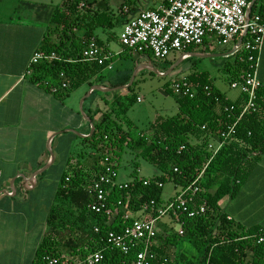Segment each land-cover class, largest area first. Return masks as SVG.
Returning a JSON list of instances; mask_svg holds the SVG:
<instances>
[{"label": "trees", "instance_id": "16d2710c", "mask_svg": "<svg viewBox=\"0 0 264 264\" xmlns=\"http://www.w3.org/2000/svg\"><path fill=\"white\" fill-rule=\"evenodd\" d=\"M103 4L107 6L105 2ZM256 9L264 15V0L255 1L252 11ZM116 21L117 18L105 9L94 10L89 0H62L54 8L37 49L45 54H55L58 59L34 65L32 78L39 79L40 85L58 98L89 82L107 66V62L98 64L95 60H84L82 53L91 38L108 52L96 37L95 30L112 28ZM229 58L232 60L225 61L222 66L229 83L242 80L249 66L245 54L238 53ZM61 72L62 78L59 77ZM182 77L192 86L191 96L175 95L167 83L165 89L175 97L178 112L167 118L157 116L146 132L133 136L116 120L126 115L135 98H128L127 103L117 101L115 119L112 113H106L100 123L94 124L92 134L85 139L94 151L89 157L92 171L83 175L79 161L68 181L66 175L61 177L56 196L58 205L50 212L49 229L36 249L32 264H46L47 257L62 255L80 261L88 250L98 248L103 249L104 264H132L136 249L121 252L107 242V233L122 232L131 224L133 217H126L127 211H139L150 200L157 204L164 202L166 183H172L179 192L187 188L202 170L195 203L205 201V212L195 217L179 213L177 217L184 231L182 239L189 241L201 256L198 263L183 255L175 256L176 260L180 264H258L264 261V242H258L259 237H264V227H246L228 220V215L218 204L225 196L236 193L251 172L253 154L264 150V88L260 84L256 92L257 110L245 113L237 121L242 110L241 96L230 100L204 70H193ZM52 82L59 86L65 82L66 87L52 91ZM89 119L92 123L93 117ZM235 122L234 139L215 152L217 143L215 145L214 141L221 140V133ZM125 123L132 128L130 121ZM127 150H138L128 188L112 187L107 196V207L99 213L90 211L88 205L95 201V197L86 185L104 173L105 158L117 173L118 162ZM140 157L155 165L159 173L150 178L139 177L136 159ZM145 180H150V184L144 185ZM157 182L163 186L158 187ZM215 186L216 190L211 193ZM165 231L166 236L157 234L155 239L170 247L181 243L177 231L172 232L171 228ZM152 248L159 257L172 256L165 248ZM248 250L253 255L246 260Z\"/></svg>", "mask_w": 264, "mask_h": 264}, {"label": "crops", "instance_id": "0c3cea01", "mask_svg": "<svg viewBox=\"0 0 264 264\" xmlns=\"http://www.w3.org/2000/svg\"><path fill=\"white\" fill-rule=\"evenodd\" d=\"M27 2L33 21L28 19L25 22L22 18H18L19 16L15 21L0 19V264H32L36 249L49 229L50 212L58 205L56 196L61 177L71 175L79 161L83 175L91 173L89 157L94 151L85 139L92 134L94 124L102 121L104 114L112 113V118L115 119L118 110L117 101L123 103L127 97L126 93L119 94L118 89L131 86L126 85L128 81L118 83L115 80L102 79L103 70H101L90 78L89 83L92 86L81 92L83 84L63 98L48 92L40 85V80L33 79L32 72L27 74V71L30 59L43 39L51 16L46 24L44 22L46 7L43 10L42 5ZM89 2L92 3L94 10L99 11L103 8L114 15L117 24L118 17L109 9L107 1L89 0ZM160 3L161 0H123L118 10L121 14L130 16L128 19L130 20L141 11L156 9ZM96 30V37L103 42L102 47H105L110 54V60L107 61L105 68L111 69L117 57L135 56L138 61L147 57L121 45L118 40L119 33L114 36L108 34L104 39ZM112 38L118 40L122 46L120 49L109 46L107 42ZM208 46L193 47L189 51L191 53L200 49L203 51ZM145 64L148 63L137 64L133 76L136 75L138 67H145ZM258 79L264 88V39ZM172 81L168 83V87ZM95 91L100 92L102 107L91 99L88 110L85 111V108H82ZM223 93L226 95L225 92ZM239 97L238 91L235 98H228L234 101ZM136 100H139L138 96ZM126 115L116 120L123 125L124 130L132 133V128L129 129L125 123L126 120L131 123L132 121ZM91 116L92 123L89 119ZM131 125L133 126V123ZM216 143L215 140L214 144ZM253 155L254 165L248 178L240 184L233 196H225L218 204L220 209L231 218L230 220L246 227L252 225L264 227L261 218L264 217V150ZM118 181L129 182L119 179ZM216 188L215 186L211 193ZM178 190L168 197L163 195V199L171 198ZM126 215L135 219L149 217V213L142 209L136 212L127 211ZM165 219L168 221L162 218L157 222L159 235L166 236L168 233L165 230L171 228V223L177 224V230L181 226L177 219L167 217ZM179 244V247L177 245L170 247L162 240H153V246L158 249L165 248V251L174 257L183 255L188 259V256L192 259L200 258L201 254L189 242L182 241ZM252 255V251L248 250L246 260Z\"/></svg>", "mask_w": 264, "mask_h": 264}, {"label": "built area", "instance_id": "2783aa9c", "mask_svg": "<svg viewBox=\"0 0 264 264\" xmlns=\"http://www.w3.org/2000/svg\"><path fill=\"white\" fill-rule=\"evenodd\" d=\"M255 1L161 0L156 9L141 11L128 20L123 25L118 40L124 47L159 62L166 61L171 55L178 56V62H181L194 55L189 51L190 48L206 45L213 47L214 44L229 46L224 53L225 58L233 57L238 53L245 54L246 62L249 64L246 76L242 80L229 83L230 88L238 90L242 97V110L237 117L238 121L245 113L254 112L258 107L256 92L260 87L258 69L264 39V15L257 9L252 11ZM82 58L104 64L110 60V54L104 52L95 39L91 38L82 53ZM57 59L55 54L36 51L30 59L27 74L32 72L34 65ZM145 67L158 74L163 73L157 71L150 63L145 64ZM142 68L144 67H138V70ZM63 76L62 72L59 73L60 78ZM59 87H66V83L61 82L60 86L52 83V91H57ZM170 88L175 95L191 96L192 86L183 77L173 80ZM235 125L236 122L221 133V140H217L215 152L226 142L234 139ZM105 163L104 173L86 185L95 197V201L88 205V209L96 213L107 207V196L112 187L128 188V182L118 181V174L113 166L108 164V158H105ZM203 172L204 170L187 188L181 189L164 202L157 204L154 200H150L144 203L142 210L149 213V217L133 218L131 224L122 232L109 231L107 242L123 253L136 249L132 264H180L174 256L159 257L153 251L157 222L165 217L177 219L179 213L195 217L205 212V201L197 205L195 203V195L199 191L198 181ZM68 180L69 176L66 177V181ZM143 184H150V180H145ZM156 185L163 186L160 182ZM118 204L120 205V202ZM227 219L231 218L227 216ZM94 230L98 231V228ZM177 232L181 237L184 235L182 226ZM258 242L263 243L264 237H259ZM192 261L198 263L199 258H193ZM46 264H104L103 249L88 250L84 259L80 261L70 260L67 255L47 257ZM258 264H264V261Z\"/></svg>", "mask_w": 264, "mask_h": 264}, {"label": "rangeland", "instance_id": "374dc122", "mask_svg": "<svg viewBox=\"0 0 264 264\" xmlns=\"http://www.w3.org/2000/svg\"><path fill=\"white\" fill-rule=\"evenodd\" d=\"M27 1L32 3L35 2L36 4H39V6L42 5V9L46 7V21L44 20V22L47 24L51 16V12L56 6L60 5L62 0H0V19H10L15 21L19 16L18 18H22L24 21L28 19L33 21L34 18L29 12L31 10L28 7L29 5H27ZM105 1L108 2L109 9L112 10L113 13L118 17V22L113 26V28H98L96 30L97 34L104 39H106L108 34L113 36L117 35L122 24H124L130 18V16L121 14L120 10H118V6L121 5L123 0ZM14 10H16L15 13L13 12ZM11 16L13 17L11 18ZM41 24H43L42 21ZM107 43L110 47H115V49H120L122 47L115 38L108 40ZM227 48H229V46H217L214 44L213 47L208 46L207 49L203 51H201V49L195 50L193 52L195 55H191L186 60H182L179 64H177L178 56L174 57V55H171L166 61L160 62L155 61L150 57H145L144 59L141 58V60L139 59L140 61H138L135 56L117 57V59L114 60V64H112L111 69H102L103 71L101 72V78L112 81L115 80L118 83L128 81L126 85H131L130 88L125 87L118 90L119 94H127V97H125L123 103H127L128 98H135V101L129 107L130 109L126 116L133 123L131 129L133 136H137L139 132L142 131L144 133L147 131L150 123L155 120L157 115H162L163 117L167 118L177 113L178 109L175 102V97L166 91L165 85L171 80L176 78L178 79L182 75L192 72L193 70L207 71L210 74L214 85L218 87V89H220L222 92H225L228 97L235 98L238 94V91L236 89L230 88L227 75L222 69L225 61L232 60V58L228 59L224 56ZM202 55L211 56L202 57ZM141 63H151L153 67L157 69V71H161L163 73L169 71L173 65H177L167 75H158L157 73H154L148 68L144 67L140 70H137L136 75L133 76L134 67ZM90 86H92L91 83L85 82L80 92L88 89ZM99 96V91L93 92V96L87 100L85 106H83L82 109L85 108V111L88 110V103L91 101V99L95 100L99 107H102L103 102ZM136 96L139 97V100H136ZM137 151L127 150L123 153L117 167L118 179L120 181L132 180L130 173L133 171V159ZM136 160V162H138L137 175L139 177H149L153 174L159 173V170L155 165L147 162L143 158L140 157ZM176 190H178V188L174 187L172 183H166L163 187V195L164 197H168ZM261 218L264 221V217ZM164 220L168 221V219L165 218ZM177 228V224L171 223L172 232H176ZM180 239H182V237ZM182 241L189 242L184 239H182ZM179 246L180 244H177V247Z\"/></svg>", "mask_w": 264, "mask_h": 264}, {"label": "water", "instance_id": "95a60500", "mask_svg": "<svg viewBox=\"0 0 264 264\" xmlns=\"http://www.w3.org/2000/svg\"><path fill=\"white\" fill-rule=\"evenodd\" d=\"M206 56H210V55H205V57H206ZM174 66H175V65H173V66L170 68L169 71H167L166 73H162L161 75H166L167 73H169V72L174 68Z\"/></svg>", "mask_w": 264, "mask_h": 264}]
</instances>
